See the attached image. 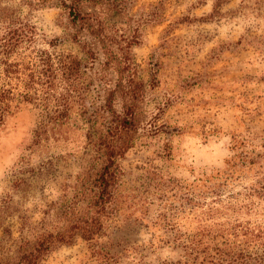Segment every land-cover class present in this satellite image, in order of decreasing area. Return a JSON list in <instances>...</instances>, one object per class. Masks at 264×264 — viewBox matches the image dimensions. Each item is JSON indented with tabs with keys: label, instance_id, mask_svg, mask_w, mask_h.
Wrapping results in <instances>:
<instances>
[{
	"label": "rangeland",
	"instance_id": "rangeland-1",
	"mask_svg": "<svg viewBox=\"0 0 264 264\" xmlns=\"http://www.w3.org/2000/svg\"><path fill=\"white\" fill-rule=\"evenodd\" d=\"M226 1L223 15L213 19L217 0H135L134 11L165 6L163 21L148 26L134 48L145 82L158 71L155 85H148L135 143L119 160L122 208L107 220L102 241L127 245L147 262L178 258L180 233L226 220L264 219L263 199L255 197L259 204L250 213L237 206L247 203L240 193L256 180L258 166L239 167L230 176L226 162L234 154L233 132L250 135L264 152V1ZM26 2L0 0L1 13L35 26L36 41L26 54L47 49L82 56L76 43L51 45L63 35L60 8ZM40 126L39 110L23 104L0 133V206L10 203L0 215V237L9 227L20 238L21 214L40 230L64 228L65 207L94 154L88 125L76 113L50 139L37 137ZM206 176L222 185L220 195L198 197L197 178ZM90 250L78 236L41 264H96Z\"/></svg>",
	"mask_w": 264,
	"mask_h": 264
},
{
	"label": "trees",
	"instance_id": "trees-1",
	"mask_svg": "<svg viewBox=\"0 0 264 264\" xmlns=\"http://www.w3.org/2000/svg\"><path fill=\"white\" fill-rule=\"evenodd\" d=\"M225 2L217 0L210 17H221ZM26 3L60 8L63 35L52 40L51 45L76 43L82 56L47 49L33 51L34 57L26 54L36 41L35 26L16 14L0 12V133L8 116L23 104H32L39 110L41 126L36 135L40 140L68 128L76 113L88 125L86 137L94 154L78 176L73 198L65 207L64 228L40 230L26 214H21L19 239H14L11 228L4 227L0 264H41L51 252L72 244L78 236L89 243L90 256L96 264H264L262 218L237 223L226 220L202 225L196 233H180L176 237L179 257L156 263L138 258L122 243L104 244L106 222L122 208L119 188L124 172L119 160L135 143L149 86L155 85L158 71L155 69L150 83L145 82L134 48L143 43L148 26L163 21L165 6L161 2L134 11L135 0ZM252 140L250 135L246 138L233 132L234 154L226 160L230 176L239 167L259 168L256 180L240 193L247 203L237 204L247 208L248 213L256 211L259 202L255 197L264 200V152L258 151ZM213 179L197 178L198 197L220 195L222 185ZM225 207L234 209L232 203ZM9 208V202L0 206V215Z\"/></svg>",
	"mask_w": 264,
	"mask_h": 264
}]
</instances>
